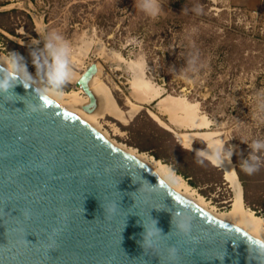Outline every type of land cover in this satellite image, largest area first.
<instances>
[{"label": "rangeland", "instance_id": "1", "mask_svg": "<svg viewBox=\"0 0 264 264\" xmlns=\"http://www.w3.org/2000/svg\"><path fill=\"white\" fill-rule=\"evenodd\" d=\"M159 3L163 11L152 18L135 0H0V54L20 53L34 74L28 51L46 33L58 32L72 46L73 77L62 92L77 90L75 79L95 63L96 85L115 107L114 113L97 118L98 128L113 142L167 164L209 208L226 211L234 187L223 170L196 163L194 151L205 141L196 137L185 148L175 135L195 132L183 123L189 113L175 115L179 127L172 123V112L158 108L161 98L187 104L208 121L203 131L234 147L230 162L243 205L264 217V152L252 175L239 168L247 145L264 139V10L245 11L227 0ZM194 54L198 71L186 76L169 72V66L179 69ZM137 77L150 87L136 88Z\"/></svg>", "mask_w": 264, "mask_h": 264}, {"label": "water", "instance_id": "2", "mask_svg": "<svg viewBox=\"0 0 264 264\" xmlns=\"http://www.w3.org/2000/svg\"><path fill=\"white\" fill-rule=\"evenodd\" d=\"M96 73L90 63L74 81L86 113ZM10 92L0 95V264H161L169 245L176 264H260L264 240L207 215L55 99L19 84ZM172 212L191 217L198 243L171 230ZM154 221L166 237L144 251Z\"/></svg>", "mask_w": 264, "mask_h": 264}, {"label": "clouds", "instance_id": "3", "mask_svg": "<svg viewBox=\"0 0 264 264\" xmlns=\"http://www.w3.org/2000/svg\"><path fill=\"white\" fill-rule=\"evenodd\" d=\"M138 9L148 17L155 18L163 11L159 0H135ZM35 46L28 51L30 63L34 68V74L29 73L25 57L16 51H9L0 57V95L11 93L10 89L17 84L25 90L31 88L33 95L40 99L59 98L64 86L71 81L73 70L70 64L72 54L71 44L56 31L46 33L43 41L36 40ZM83 50V49H82ZM198 54L190 55L185 64L176 69L169 66V72L178 75H187L198 71ZM29 113L41 111L40 105L25 106ZM249 153L242 157L239 168L247 175L258 171L261 161L259 154L264 152V139H253L248 145ZM235 149L223 141L211 142L207 146L194 151L197 164H212L223 166L226 161H231ZM153 187V186H151ZM108 211H111L109 209ZM141 247L144 251L159 250L162 244L161 231L156 227V222L150 227L143 226ZM171 230L189 242L198 243L193 236L191 217L184 212H172ZM255 256L264 264V249L257 250ZM178 249L175 246H167L162 256L161 264H176Z\"/></svg>", "mask_w": 264, "mask_h": 264}, {"label": "bare ground", "instance_id": "4", "mask_svg": "<svg viewBox=\"0 0 264 264\" xmlns=\"http://www.w3.org/2000/svg\"><path fill=\"white\" fill-rule=\"evenodd\" d=\"M2 56L4 55L0 54V57ZM97 74L98 67L97 73L89 82L90 90L95 95L97 101L96 109L93 112L86 113L81 110V106L88 102V97L84 95L79 89L71 90L69 92H62L60 97L56 98L55 100L61 106L67 107L80 115L82 118L88 121L97 131L102 132L98 128L97 118L106 112L114 113L115 107L105 89H103V87H101L100 85H96L95 78ZM133 81L134 83H132L137 86L136 88L146 90L150 87L149 84L142 80L140 77L135 78ZM80 93L82 94V96L80 95ZM158 108L159 110L162 109L164 111L172 112V123H175L179 127L181 125L177 123L175 115L177 116V113L181 110L182 112H185V114L189 113L188 116L183 120V123L185 127L194 129L195 132H175L179 144L183 147L191 148V142L196 137L205 140L206 146L211 142L218 143L221 141L220 139L215 138L216 134L214 132L202 130L207 128L208 121L205 119V117L198 116L193 111H191L190 106H188L187 104H182L181 102L175 101L174 99L161 98L158 101ZM153 116L157 122L165 125L158 117H156L155 115ZM104 136L107 142L140 159L154 174L160 176L177 194L198 205L207 215H209L213 219L239 227L244 232H247L255 237L264 240V217H259L255 215L251 210L244 207L242 190L239 185L235 170L233 169V164L230 161H226L223 166L218 167L223 170L224 179L234 187L235 193L229 209L226 211L217 212L214 210V208H209L207 202L201 196H195L194 192L190 191L188 185L185 184L184 180L180 176L176 175L167 164L162 163L161 161L156 160L152 156H148L145 153H139L134 148L126 147L122 144L113 142L112 140L107 138L105 133Z\"/></svg>", "mask_w": 264, "mask_h": 264}, {"label": "crops", "instance_id": "5", "mask_svg": "<svg viewBox=\"0 0 264 264\" xmlns=\"http://www.w3.org/2000/svg\"><path fill=\"white\" fill-rule=\"evenodd\" d=\"M227 1L233 7L238 8V9H242L245 11H249V12H257V11L264 10V0H227ZM190 130H194V129H190ZM203 141H205V140H203ZM205 143H206V141H205ZM205 146H206V144H205Z\"/></svg>", "mask_w": 264, "mask_h": 264}]
</instances>
